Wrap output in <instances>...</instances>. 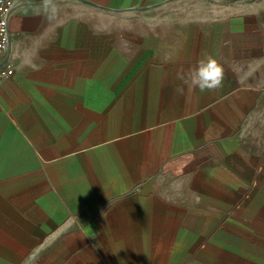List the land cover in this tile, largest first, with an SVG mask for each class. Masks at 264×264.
<instances>
[{
    "label": "crops",
    "instance_id": "0c3cea01",
    "mask_svg": "<svg viewBox=\"0 0 264 264\" xmlns=\"http://www.w3.org/2000/svg\"><path fill=\"white\" fill-rule=\"evenodd\" d=\"M13 1L0 264H264V0Z\"/></svg>",
    "mask_w": 264,
    "mask_h": 264
},
{
    "label": "clouds",
    "instance_id": "9594fccd",
    "mask_svg": "<svg viewBox=\"0 0 264 264\" xmlns=\"http://www.w3.org/2000/svg\"><path fill=\"white\" fill-rule=\"evenodd\" d=\"M222 81L223 68L211 57L201 60L191 75V85L201 91L218 89Z\"/></svg>",
    "mask_w": 264,
    "mask_h": 264
},
{
    "label": "built area",
    "instance_id": "2783aa9c",
    "mask_svg": "<svg viewBox=\"0 0 264 264\" xmlns=\"http://www.w3.org/2000/svg\"><path fill=\"white\" fill-rule=\"evenodd\" d=\"M15 7L13 0H0V54L7 48L8 35V19ZM13 73L10 64L0 66V80L10 77Z\"/></svg>",
    "mask_w": 264,
    "mask_h": 264
}]
</instances>
